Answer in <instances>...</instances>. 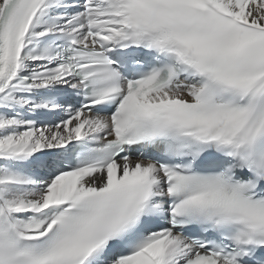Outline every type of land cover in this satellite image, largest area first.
<instances>
[{"label": "snow or ice", "instance_id": "snow-or-ice-1", "mask_svg": "<svg viewBox=\"0 0 264 264\" xmlns=\"http://www.w3.org/2000/svg\"><path fill=\"white\" fill-rule=\"evenodd\" d=\"M0 264H264V0H0Z\"/></svg>", "mask_w": 264, "mask_h": 264}]
</instances>
